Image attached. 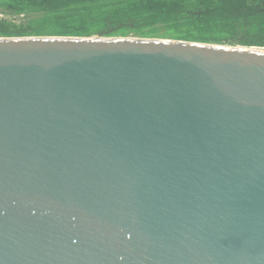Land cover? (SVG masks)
<instances>
[{
  "label": "water",
  "instance_id": "water-1",
  "mask_svg": "<svg viewBox=\"0 0 264 264\" xmlns=\"http://www.w3.org/2000/svg\"><path fill=\"white\" fill-rule=\"evenodd\" d=\"M0 264H264V48L0 36Z\"/></svg>",
  "mask_w": 264,
  "mask_h": 264
},
{
  "label": "trees",
  "instance_id": "trees-1",
  "mask_svg": "<svg viewBox=\"0 0 264 264\" xmlns=\"http://www.w3.org/2000/svg\"><path fill=\"white\" fill-rule=\"evenodd\" d=\"M143 36L264 48V0H0V36Z\"/></svg>",
  "mask_w": 264,
  "mask_h": 264
}]
</instances>
